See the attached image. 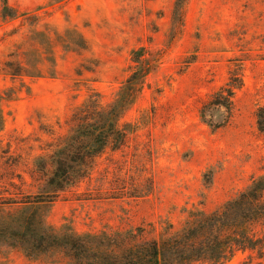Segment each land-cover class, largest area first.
Segmentation results:
<instances>
[{
  "label": "rangeland",
  "instance_id": "obj_1",
  "mask_svg": "<svg viewBox=\"0 0 264 264\" xmlns=\"http://www.w3.org/2000/svg\"><path fill=\"white\" fill-rule=\"evenodd\" d=\"M176 1L5 0L4 16L0 0L2 219L142 241L179 232L264 174V0H189L181 17ZM231 82L230 107L211 106ZM90 99L118 108L124 145L77 185L38 197V158L64 144ZM252 229L264 235V220ZM0 264L75 263L0 241ZM225 264L264 255L238 250Z\"/></svg>",
  "mask_w": 264,
  "mask_h": 264
},
{
  "label": "trees",
  "instance_id": "obj_2",
  "mask_svg": "<svg viewBox=\"0 0 264 264\" xmlns=\"http://www.w3.org/2000/svg\"><path fill=\"white\" fill-rule=\"evenodd\" d=\"M3 1V15H12L14 8ZM188 1L175 2V17L183 16ZM235 85L231 82L221 88L209 104L230 107ZM256 115L257 126L264 132V106ZM2 116L0 107V130ZM203 116H206L205 112ZM72 119L75 125L64 144L49 156L37 160L36 167L44 181L38 197L54 198L77 185L89 176L96 159L107 148L117 150L127 139L126 126L120 121L121 114L116 106L98 107V103L90 99L81 105ZM11 202L13 200L4 201ZM263 220L264 174H261L219 209L201 212L172 235L137 241V233L129 230L59 232L30 216L14 222L0 216V241L21 246L31 255L62 250L75 264H195L199 261L225 264L238 250L252 249L264 255V235L260 236L252 229L254 223Z\"/></svg>",
  "mask_w": 264,
  "mask_h": 264
}]
</instances>
